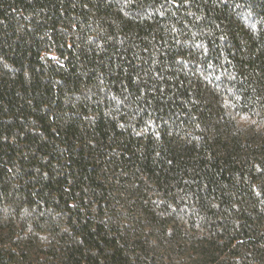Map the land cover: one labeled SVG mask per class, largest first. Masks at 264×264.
Instances as JSON below:
<instances>
[{
	"label": "trees",
	"instance_id": "1",
	"mask_svg": "<svg viewBox=\"0 0 264 264\" xmlns=\"http://www.w3.org/2000/svg\"><path fill=\"white\" fill-rule=\"evenodd\" d=\"M0 264H264V0H0Z\"/></svg>",
	"mask_w": 264,
	"mask_h": 264
}]
</instances>
